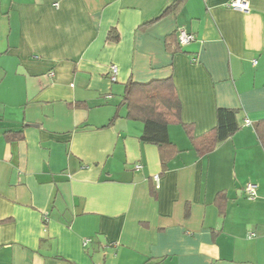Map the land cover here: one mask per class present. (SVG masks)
Listing matches in <instances>:
<instances>
[{"label": "crops", "instance_id": "obj_1", "mask_svg": "<svg viewBox=\"0 0 264 264\" xmlns=\"http://www.w3.org/2000/svg\"><path fill=\"white\" fill-rule=\"evenodd\" d=\"M228 1L0 0V264H264V0ZM165 78L194 136L238 129L142 141L124 83Z\"/></svg>", "mask_w": 264, "mask_h": 264}, {"label": "trees", "instance_id": "obj_2", "mask_svg": "<svg viewBox=\"0 0 264 264\" xmlns=\"http://www.w3.org/2000/svg\"><path fill=\"white\" fill-rule=\"evenodd\" d=\"M172 36L176 38L178 46L181 47L178 43L177 31ZM108 38L116 41L119 35L113 31ZM123 87L122 99L127 109V117L143 123L141 139L144 142L159 146L170 144L167 127L169 124H180L195 150L202 154L231 136L239 127L236 118L237 110L218 108L215 126L200 136H194L192 126L181 120V103L170 78L152 80L147 83L128 80ZM254 129L259 142L264 147V120L256 122ZM4 136L6 140H11L20 138L21 134L7 131Z\"/></svg>", "mask_w": 264, "mask_h": 264}, {"label": "built area", "instance_id": "obj_3", "mask_svg": "<svg viewBox=\"0 0 264 264\" xmlns=\"http://www.w3.org/2000/svg\"><path fill=\"white\" fill-rule=\"evenodd\" d=\"M227 5L235 9L246 10L248 7V2L247 0H229ZM176 31H177L178 43L180 46H185L189 44L192 40H194V35L188 32L187 30H185L183 27H178ZM116 74H117V66L116 64H111L109 78L112 81H115ZM153 179L156 185H158V175H154ZM243 189L248 199L252 200V199H255V197L257 196V184L256 183L248 182L245 184Z\"/></svg>", "mask_w": 264, "mask_h": 264}]
</instances>
